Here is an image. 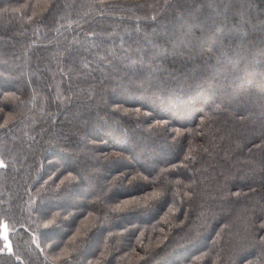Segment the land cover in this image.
Masks as SVG:
<instances>
[{"label":"trees","instance_id":"trees-1","mask_svg":"<svg viewBox=\"0 0 264 264\" xmlns=\"http://www.w3.org/2000/svg\"><path fill=\"white\" fill-rule=\"evenodd\" d=\"M264 0H0V264H264Z\"/></svg>","mask_w":264,"mask_h":264},{"label":"snow or ice","instance_id":"snow-or-ice-1","mask_svg":"<svg viewBox=\"0 0 264 264\" xmlns=\"http://www.w3.org/2000/svg\"><path fill=\"white\" fill-rule=\"evenodd\" d=\"M262 239H264V238H262Z\"/></svg>","mask_w":264,"mask_h":264}]
</instances>
